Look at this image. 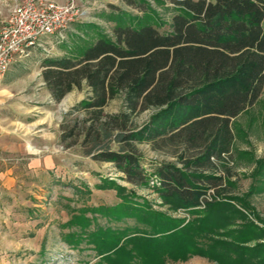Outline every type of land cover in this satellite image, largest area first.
Returning <instances> with one entry per match:
<instances>
[{"label": "trees", "instance_id": "obj_1", "mask_svg": "<svg viewBox=\"0 0 264 264\" xmlns=\"http://www.w3.org/2000/svg\"><path fill=\"white\" fill-rule=\"evenodd\" d=\"M127 1L140 15L112 11V35L77 25L78 32L94 31V40L44 58L41 78L55 101L86 88L60 124L62 144L79 145L92 160L111 163L122 180L152 188L160 204L190 216L156 210L106 179L99 187L115 189L120 201L98 212L135 223L89 229L83 220L80 236L92 243L97 264H168L195 255L216 264H264L254 249L264 242L248 244L264 238L256 224L264 221L227 190L234 121L264 87V0H169L167 23L145 0ZM118 97L121 108L106 112ZM139 144L170 150L176 160L146 166Z\"/></svg>", "mask_w": 264, "mask_h": 264}, {"label": "rangeland", "instance_id": "obj_2", "mask_svg": "<svg viewBox=\"0 0 264 264\" xmlns=\"http://www.w3.org/2000/svg\"><path fill=\"white\" fill-rule=\"evenodd\" d=\"M145 1L160 21L169 22V0ZM13 2L0 0V19L8 16ZM76 4L81 16L62 37L45 39L44 49H32L0 78V264H97L92 243L82 239L79 224L90 221L89 229H93L97 225L135 223L134 219L109 221L98 212L101 206L120 201L115 189L99 187L106 179L133 190L139 202L145 199L156 210L190 216L160 204L152 188L122 180L112 165L92 160L79 145L60 142V124L87 92L85 87L75 88L55 101L41 78L42 60L68 55L94 40V31L78 32L77 25H96L104 34L112 35V11L140 15L127 0H76ZM120 108L118 97L105 111ZM149 112L140 114L136 121L146 119ZM234 128L233 160L229 163L233 185L227 190L248 203L251 213L264 221V163L258 162L264 161V90L259 101L235 119ZM139 148L146 166L150 161L176 160L170 150H153L148 144H139ZM256 222L264 229L263 223ZM257 242H264V238L248 244ZM254 249L264 254V246ZM168 264L216 263L195 255L184 261L168 260Z\"/></svg>", "mask_w": 264, "mask_h": 264}, {"label": "built area", "instance_id": "obj_3", "mask_svg": "<svg viewBox=\"0 0 264 264\" xmlns=\"http://www.w3.org/2000/svg\"><path fill=\"white\" fill-rule=\"evenodd\" d=\"M13 3L8 16L0 19V78L15 62L28 57L32 49H44L45 39L62 37L81 16L75 0ZM206 198L210 199L209 195Z\"/></svg>", "mask_w": 264, "mask_h": 264}, {"label": "crops", "instance_id": "obj_4", "mask_svg": "<svg viewBox=\"0 0 264 264\" xmlns=\"http://www.w3.org/2000/svg\"><path fill=\"white\" fill-rule=\"evenodd\" d=\"M52 1H54V2H56V3H66L67 2V0H52ZM76 1V0H75ZM12 66V65H11ZM263 90H264V87H263ZM262 93H263V91H262ZM261 93V94H262ZM260 97H261V95H260ZM260 97H259V99H260ZM259 99H258V101H259ZM257 101V102H258ZM106 163H108V162H106ZM110 165H111V163H109Z\"/></svg>", "mask_w": 264, "mask_h": 264}]
</instances>
